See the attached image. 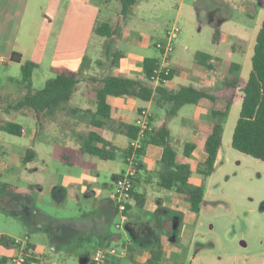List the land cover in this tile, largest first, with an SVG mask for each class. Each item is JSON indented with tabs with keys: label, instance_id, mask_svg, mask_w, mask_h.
Returning a JSON list of instances; mask_svg holds the SVG:
<instances>
[{
	"label": "crops",
	"instance_id": "obj_1",
	"mask_svg": "<svg viewBox=\"0 0 264 264\" xmlns=\"http://www.w3.org/2000/svg\"><path fill=\"white\" fill-rule=\"evenodd\" d=\"M211 1L218 2L226 11L224 16L210 15L214 33H219L216 43L229 45L227 59L209 54L211 60L207 64L212 69L208 70L195 60L189 68L182 65L181 58L171 56V70L175 71L174 76H178L180 83L174 82L173 76L164 82V87L177 90L181 86H192L212 92L220 86L218 78L228 76L231 65L239 67V77L242 74L248 53V35L242 24L233 28L226 26L229 23L227 10L234 4L244 8L246 3L254 4V0ZM118 7L116 0L110 3L106 0H0V187L8 185L12 188L0 194V213L16 210L29 216L20 237L3 232L0 237L13 241L27 237L30 264H87L97 248L120 247L125 242L126 257L111 258L106 264H149V250L157 237L154 214L161 207L181 214V223L178 244L162 238L163 255L158 264H264V246L249 247L243 238L237 245L232 237L228 239V245L214 242L211 249L194 250L195 243L207 242L208 234L201 231V210L205 204L213 205L218 201V196L211 192L210 181L222 160L221 146L211 175L204 177L196 172V168L205 160L203 143L204 134L211 130L209 113L224 110V101L201 100L195 105L191 118L180 116L178 111L176 117L167 122L177 162L190 165L193 169L190 183L203 188L200 212L190 211L185 198L173 189L158 187L162 148L146 145L127 206V223L123 230L116 228L118 217L109 195L113 180L124 171L125 153L132 140L121 125L135 126L143 109L151 115L149 131L165 118L164 109L155 108L152 101L133 98L109 99L111 116L108 120L95 115L93 95L96 84L88 79H101L106 75L101 77L99 71H107L109 75L145 82L142 61L145 58L161 61V52L156 45L162 41L159 39L163 34L154 38L157 32L154 27L131 26L132 10L123 18ZM99 22H107L118 29L114 48L119 58L116 62L106 60L107 65L103 60L106 40L94 34ZM12 53L21 56L20 63L11 61ZM28 61L37 65L32 74L34 90H41L46 81L62 73L79 77L72 98L56 110L40 115L38 123L32 110L16 107L24 93L21 79H17L18 72H12V69L13 66L20 69ZM215 62L219 67L214 66ZM195 65L204 67L207 72L194 68ZM148 84L152 89L157 87ZM153 107L155 111H152ZM178 117L182 135L173 136L170 125ZM91 121L103 122V126L92 127ZM2 123L19 125L21 134L7 133L2 130ZM90 132L111 145L108 148L110 159L101 160L81 151L82 141ZM7 135L21 141L8 139ZM187 143L195 146L189 158L183 156ZM64 167L69 171L63 172ZM73 169L78 170L77 174L70 171ZM43 206L47 210H41ZM14 253V245L0 244V257L10 258Z\"/></svg>",
	"mask_w": 264,
	"mask_h": 264
},
{
	"label": "trees",
	"instance_id": "obj_2",
	"mask_svg": "<svg viewBox=\"0 0 264 264\" xmlns=\"http://www.w3.org/2000/svg\"><path fill=\"white\" fill-rule=\"evenodd\" d=\"M118 2L119 14L124 18L132 10L137 0H116ZM264 4V0H263ZM246 16L252 19L256 13L252 3L246 4ZM94 34L106 40L103 53L107 60L117 61L119 54L114 45L118 29L107 22H99L95 25ZM219 33L213 34V43H216ZM194 59L198 64L205 65L206 69L211 70V56L206 53L197 52ZM11 61L21 62V56L17 53L11 54ZM158 61L153 58H145L142 61V70L145 82L137 79H129L114 75H106L101 79L90 78L89 82L96 84L93 99L96 104L95 115L102 119H110L111 98H133L143 102L152 101L157 109H164L165 118L156 128L148 131L141 140L142 149L138 155L141 157L146 145H154L162 148V155L159 161L160 172L158 187L164 190H174L182 195L193 213H199L203 202V188L193 186L189 179L193 169L187 163H178L177 155L171 144V137L167 122L174 118L178 111L185 105H197L201 100H208L211 103L224 101V110H212L209 113L211 130L204 134L203 152L205 160L196 168V172L208 177L212 174L217 153L221 146L223 125L232 104L235 102L237 92L242 94L239 117L236 122L231 139V147L235 151L249 156L264 163V21L258 30L253 47L251 58V71L246 83H242L239 77V67L231 65L228 76L221 82L220 86L214 91L208 92L203 89H195L192 86H181L177 90H171L163 86L164 82L169 81L175 74L171 70L168 76L161 75V82L152 89L148 84L153 71L157 68ZM37 65L33 62H25L20 66L21 87L23 97L17 102L16 107L28 108L33 111L38 123L39 116L56 110L61 104L68 102L76 92L79 84V77L73 73H62L57 77L46 81L41 90H34L32 87V74ZM92 127H102L103 122L91 121ZM2 130L9 134L19 136L21 127L14 123H2ZM126 130V135L135 139L138 129L135 126L121 125ZM94 143L101 145L96 146ZM111 145L103 138L90 132L82 141L81 151L83 153L96 156L101 160H108L111 155L108 148ZM195 146L187 143L184 145L183 156L189 158ZM127 152V151H126ZM31 154V152H30ZM203 166L204 169L199 168ZM11 186L2 185L0 194L11 191ZM133 194V192H132ZM131 194V195H132ZM142 205V200H139ZM181 214L159 207L154 214V228L157 232L155 245L149 250V264H158L163 255L161 241L165 238L173 244L179 243V225ZM14 241L11 238L1 236L0 244ZM213 242L195 243L196 252L213 248ZM27 257L25 264L31 263V254ZM132 254V247L130 248ZM10 258L1 256L0 264H8ZM87 264H93L90 260Z\"/></svg>",
	"mask_w": 264,
	"mask_h": 264
},
{
	"label": "rangeland",
	"instance_id": "obj_3",
	"mask_svg": "<svg viewBox=\"0 0 264 264\" xmlns=\"http://www.w3.org/2000/svg\"><path fill=\"white\" fill-rule=\"evenodd\" d=\"M106 1L111 2V0ZM253 5L256 13L252 19L246 16L245 6L243 8L239 4H234L227 10L229 23L226 26L233 28L242 24L248 35V53L240 75L243 84L249 77L251 71L249 57L253 53L256 35L264 21L263 1L254 0ZM117 11L119 12V10ZM211 13L224 16L226 11L218 2L211 0H197L196 2L195 0H141L134 6L129 21L131 26L142 25L144 27L145 24L154 27L157 30L154 38L163 34L159 40H164L166 33L173 27L178 28L179 34L173 40L171 56L174 59L181 58L182 65L190 68L194 64V55L197 52L216 54L224 60L227 59L229 45L224 42L213 43L215 29L211 24ZM147 29L145 28V30ZM146 55L148 54L146 53ZM153 55L156 54L153 53ZM103 60H107L105 56H103ZM104 64L107 65V61ZM214 66L219 67V63L215 62ZM197 67L206 71L200 65H195L194 68ZM14 70L18 72L17 79L20 80L19 66H13L12 72ZM107 74V71H99L101 77ZM225 78L220 77L217 81L222 82ZM174 82L180 83L177 75L174 76ZM37 85L36 81L35 87ZM241 95L240 92H237V98L223 125L222 160L210 181L211 192L218 196V201L212 203L213 205L205 204L202 208L201 231L208 234L206 241L213 242V245L214 242L223 246L228 245V239L233 237V243L236 245L240 244L239 241L243 238L249 247L253 246L256 249L264 246V163L239 153L231 147L232 135L240 112ZM155 110L153 107L152 111ZM179 111L180 116L191 118L195 111V105H185ZM198 115L201 116L202 113L198 112ZM170 127L173 136L182 135L180 117L174 119ZM8 139L21 141L19 138L10 136ZM62 170L63 172L69 171L68 167H64ZM70 171L77 174L78 170ZM44 199L47 200L48 197L44 196ZM45 209L47 210V207H41V210ZM30 214L32 215V213ZM27 219H29L27 213L16 210L9 211L7 214L0 213V232L20 237L25 230Z\"/></svg>",
	"mask_w": 264,
	"mask_h": 264
},
{
	"label": "built area",
	"instance_id": "obj_4",
	"mask_svg": "<svg viewBox=\"0 0 264 264\" xmlns=\"http://www.w3.org/2000/svg\"><path fill=\"white\" fill-rule=\"evenodd\" d=\"M179 34V29L173 27L166 33L165 39L157 43V48L161 52V61L158 62L157 68L153 71L149 82L159 85L161 75L168 76L171 71V54L173 53V40ZM150 113L143 109L139 112L138 118L135 121V127L138 129L137 136L132 139L124 157V171L115 177L112 184V191L109 195V200L112 203L118 222L116 228L123 230L127 223V206L131 200V194L134 189V184L137 178V173L140 168L139 151L142 149L141 140L150 130L149 119ZM15 253L10 257L8 264H25L28 253V238L23 237L15 239L13 243ZM127 255V242L120 247L97 248L91 256L93 264H106L111 258H124Z\"/></svg>",
	"mask_w": 264,
	"mask_h": 264
}]
</instances>
